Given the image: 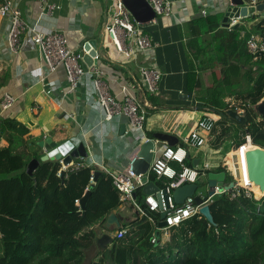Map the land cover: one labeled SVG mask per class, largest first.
I'll list each match as a JSON object with an SVG mask.
<instances>
[{
  "label": "crops",
  "instance_id": "1",
  "mask_svg": "<svg viewBox=\"0 0 264 264\" xmlns=\"http://www.w3.org/2000/svg\"><path fill=\"white\" fill-rule=\"evenodd\" d=\"M13 1L29 26L39 25L44 31H60L68 39L70 49L75 52L84 51L86 55V44L96 42L99 60L95 65L103 73L112 95L120 102L131 97L146 111L143 131L145 137L154 142V156L157 149L164 145L169 146L156 140L154 135L169 134L178 140L173 147L188 149L187 162L192 164L191 167L201 168L210 164L204 180H207L210 173H222L218 171L221 162L217 156L222 148L212 149L211 134L209 142L200 149L190 148L185 140L196 122L209 115L205 108V98L209 88L218 84L213 77V71L219 79L222 70L219 64L220 54L216 52L219 44L212 41L211 35L201 36L199 43H196L193 31L195 26L192 23L212 15H220V29L226 30L223 20L230 7L229 0H180L174 2L173 15L170 17L156 16L152 22L143 25L136 21L157 47L150 55L136 52L131 58L118 50L106 31L116 0H48L59 7L51 17L42 16V0ZM200 9L207 14L203 18L193 19ZM7 25L6 20L0 23V102L5 93L14 96L16 101L10 110L0 113V118L16 120L29 133L23 136L17 129H12L4 135L1 134L0 148L17 146L21 150L27 148L29 153L38 154L42 150L39 143L48 138L58 145L71 141L75 147L84 144L88 157L74 159L68 168L88 166L96 169L94 173L104 172L109 176L121 174L128 167L130 156L136 150L135 136L129 133L128 118L120 115L112 120H105L92 76L82 77L76 90L70 91L65 69L59 67L51 73L41 52L29 38L30 35L23 37L25 45L19 54L11 53L7 47ZM196 45L200 49L206 48L207 52L199 53ZM84 65L89 67L85 61ZM142 67H155L162 73L157 96L150 95L143 86L140 78ZM193 71L200 79L201 86L190 90L188 74ZM46 90H51V94H47ZM228 100L229 98L226 102ZM234 111L239 113L242 109ZM209 117L219 119L214 114ZM122 126L126 128L123 134ZM62 167L64 171L68 169ZM224 173L227 182L228 174L225 171ZM149 174L150 183L156 188L164 185L159 184L163 181L157 178L156 182L151 181L152 174ZM144 188L142 197L136 199L140 208L148 196L144 193ZM114 214L122 218L120 229L129 231L132 227L123 226L147 217L156 228V244L169 239V234L166 236L159 228L161 219L155 221L154 216L159 214L149 216L147 213L143 216L129 201L122 202ZM100 228H95L98 236L105 232V227ZM118 230L115 228L111 234L114 241L115 232ZM162 233L163 237L160 239ZM112 244L109 246L112 247ZM109 246L107 249L111 248Z\"/></svg>",
  "mask_w": 264,
  "mask_h": 264
},
{
  "label": "trees",
  "instance_id": "2",
  "mask_svg": "<svg viewBox=\"0 0 264 264\" xmlns=\"http://www.w3.org/2000/svg\"><path fill=\"white\" fill-rule=\"evenodd\" d=\"M221 19L220 15H212L192 23L196 43L201 36L211 35L212 41L219 44L216 52L222 70L219 79L213 71L218 84L207 90L205 108L209 115L202 118L212 114L219 117L211 133V147L219 150L227 141H233L239 149L250 136L253 145L264 148V121L253 109L264 100V50L253 54L247 45L255 35L264 46V18L232 31H221ZM196 47L199 53L207 52L206 48ZM188 84L190 90L201 86L194 71L188 74ZM227 98L234 99L235 105L226 102ZM231 109L245 111L244 126L227 117ZM0 128L2 135L12 129L23 136L29 133L9 118H0ZM40 158L27 148H0V264H82L85 252L98 238L95 228L104 226L121 207V194L111 176L101 172L95 180L96 169L88 166L68 168L62 176V164L48 161L29 175V163ZM187 165L192 166L190 162ZM226 169L222 163L218 171ZM228 175L227 182L231 183ZM151 181L156 182L154 175ZM142 191H136L138 199ZM88 193L82 210L76 201ZM141 208L146 209L143 204ZM210 209L215 225L197 215L171 228L169 239L157 244L152 241L156 228L143 217L124 225L132 228L115 240L111 249L122 258L119 264H264V199L255 201L241 190L236 198L231 193L216 196ZM154 217L158 222L160 215ZM105 253L107 250L102 251Z\"/></svg>",
  "mask_w": 264,
  "mask_h": 264
},
{
  "label": "built area",
  "instance_id": "3",
  "mask_svg": "<svg viewBox=\"0 0 264 264\" xmlns=\"http://www.w3.org/2000/svg\"><path fill=\"white\" fill-rule=\"evenodd\" d=\"M147 1L156 16L167 18L173 15L174 2L169 0ZM229 1L231 2V0ZM261 4H264V0H244V6L248 10L250 8L257 9ZM58 8V5L51 4L48 0H42V16L51 17ZM203 14L206 15L207 12L203 11ZM255 15H260L264 18L262 13L256 12ZM5 20L8 22L7 47L11 53L19 54L25 45L23 37H29L30 35L29 38H31L34 45L41 52L44 63L51 73L55 72L59 67L65 69L70 91L76 90L82 77L92 76L99 104L105 114V120H112L114 117L120 115L128 118L130 123L129 133L135 136L136 150L130 156L128 167L121 174H111V177L113 178L114 186L121 194V201L132 202L143 216H146L148 211L159 215L166 213L164 219L166 227L161 229L165 232L166 236L171 228L179 227L190 218L201 215L200 210L204 206H210L216 196L231 193L232 198H236L241 190L249 198L253 196L247 182L243 184L241 180L239 181L235 178L231 182L233 183L231 190L227 189L231 183L224 182L223 186L216 185L211 189L213 192L212 196L200 194L203 200L201 205H198L193 197L187 198L182 205H178L174 199V190L183 185L198 184L207 176L210 164L203 165L201 168L188 166V149L181 146L169 147L164 145L162 148L156 150L148 173L136 175L133 172V164L137 160V154L140 152L142 146L150 141V139L145 137L143 131L146 111L141 109L131 97H126L123 102L116 100L109 90L103 73L95 65V62L99 60L98 55L93 58L94 63L92 66L87 67L84 65V51L75 52L70 49L68 39L58 30L44 31L39 25L35 27L29 26L23 20L22 12L13 0H0V23ZM244 20L245 18L242 17L230 18L225 28L228 31H232L236 27L250 25ZM106 31L118 50L128 58L133 57L136 52L150 55L157 47L149 36L144 34L140 25L133 18L122 0H116V6ZM242 36H245L244 32H242ZM247 45L253 54H256L259 50H264V46L258 42L255 35L250 37ZM140 74L143 86L147 92L152 96H157L160 92V82L162 80L160 70L155 67H142ZM46 93L51 94V90H46ZM15 101L14 96L5 93L0 102V113L2 114L10 110L14 106ZM239 113L244 114V111L242 110ZM215 123L216 120L212 117L199 120L185 140L187 146L196 149L204 147L210 140L209 137ZM249 143H252V141L250 136H247V144L240 147L239 150L241 151ZM149 173L154 175L157 180L166 182L155 194L145 197L144 206L146 209H143L137 205V201L133 199L132 194L150 183ZM76 205L81 208L79 200L76 201ZM126 234L127 230L119 229L115 232V239L120 240ZM152 241L153 243L156 242L155 236Z\"/></svg>",
  "mask_w": 264,
  "mask_h": 264
},
{
  "label": "water",
  "instance_id": "4",
  "mask_svg": "<svg viewBox=\"0 0 264 264\" xmlns=\"http://www.w3.org/2000/svg\"><path fill=\"white\" fill-rule=\"evenodd\" d=\"M122 1L139 24L142 25L148 24L155 19L156 14L153 11L152 7L149 5L147 0H122ZM169 1L178 2L180 0H169ZM230 5L231 7H229L226 16L223 20V22L225 23L224 26H227V22H229L230 18L233 17L247 18L250 16H254L256 12L262 13V15H264V4L259 5L257 9L250 8L249 10L244 6V0H231ZM203 15H204L203 10L200 9L193 19L203 18L204 17ZM85 50L88 52V54L85 55L84 61L89 67H91L92 64L94 63L93 58L97 55L96 42L91 41L88 44H86ZM254 110L258 113L259 117L264 121V100L261 101L259 104H257ZM226 115L230 120L237 122L241 126H244L246 124V119L243 113H238L234 110H228ZM125 129H126L125 126L121 127L122 134L125 132ZM154 138L160 142H165L172 147L176 146L178 142L176 137L169 134H160V133L155 134ZM251 144L252 147L250 149L244 150L245 173L250 188L258 191V194L252 192L255 201L260 202L264 199V148L253 145V143ZM39 147L42 149L38 153V156L41 158L40 160L34 159L29 163L27 168V172L29 175H33L34 171L39 167L40 163L42 162L59 161L62 162L65 168H68L72 164L74 159L88 157V151L84 144H80L78 147H75V145L71 141L58 145L54 143L50 138H48L40 142ZM154 147L155 146L153 141H149L142 146L141 151L137 155V160L133 164V172L136 175H145L148 173L154 158V153H153ZM64 174L65 171L63 170L61 175L63 176ZM99 175L100 172L94 173L95 180ZM225 179H226V174L224 172L220 174L210 173L207 177L208 186H209L208 195L209 196L213 195L211 189L214 186L216 185L223 186ZM204 182L205 180L203 179L198 184L183 185L175 189L174 190L175 202L178 205H182L187 198L193 197L195 199V202L198 205H201L203 203L202 202L203 200L200 197V195L196 194V192L199 188V185ZM232 188H233V183H231L227 187L228 190H231ZM157 191L158 188H156L153 183H150L148 186L144 188V193L147 195H151L153 193H156ZM132 196L134 200L137 199L135 192L132 194ZM88 197H89V193L86 194V196L80 201L82 210H85L86 208ZM200 214L211 225H215L210 206L208 205L204 206L200 210ZM165 217H166V213L160 214V219H161L159 223L160 229L166 227V223L164 222ZM104 227H105V232L102 235L98 236L96 240V244L92 245L89 248V250L85 252V260L82 264H92L96 256L98 247L107 249L109 244L113 243L114 240L111 234L115 230V228L120 229L122 227V218L112 213L107 218Z\"/></svg>",
  "mask_w": 264,
  "mask_h": 264
},
{
  "label": "rangeland",
  "instance_id": "5",
  "mask_svg": "<svg viewBox=\"0 0 264 264\" xmlns=\"http://www.w3.org/2000/svg\"><path fill=\"white\" fill-rule=\"evenodd\" d=\"M249 18H251V17H248V18H245V22L246 23H248V24H250V25H252V21L254 20V19H257L258 21L259 20H261V19H263V17H261L260 15H255L254 16V18H251V19H249ZM140 78H141V74H140ZM142 79V78H141ZM229 102H231L232 103V105L234 106L235 105V100L234 99H230L229 98V100H228ZM253 109H255V106L253 107ZM244 114H245V111H244ZM259 119H261V118H259ZM262 120V119H261ZM196 124H197V122H196ZM195 124V125H196ZM195 127V126H194ZM193 127V128H194ZM192 128V129H193ZM191 129V130H192ZM190 133V132H189ZM240 134L242 135V133L240 132ZM238 135H239V133H238ZM234 138H236V137H234ZM252 144H250V146H251ZM248 146V145H247ZM236 147V144H235V142H229V141H227L224 145H223V147H222V149L220 150V152L218 153V157H219V161L221 162V164L222 163H224L225 164V168H227L226 170H225V172L227 173V174H230L231 175V177H232V180H235V178L236 179H238L239 181L241 180L242 181V183L244 184V183H246L247 182V179H246V173H245V175H244V170H243V163H242V156H241V151L239 152V149H236L235 148ZM194 149V148H193ZM237 152H239V153H237ZM231 154H234L233 156H231ZM230 160H231V162H230ZM234 174V175H232V173ZM229 176V175H228ZM245 179H246V181H245ZM251 191L252 192H254V193H256L255 192V190L254 189H252L251 188ZM208 192H209V186H208V181L207 180H205V182L204 183H201L200 185H199V188H198V190H197V192H196V194L197 195H199V194H204V195H206V194H208ZM253 194V193H252ZM99 227H101L100 229H104V226H99ZM99 231H101V230H99ZM109 247H111V246H109ZM102 251H104V250H102V249H97V252H96V256H95V258H94V260H93V262H92V264L94 263V264H113V263H115V264H119L118 262H120V260H122V258H120L119 257V255L116 257V253L115 252H113V250L110 248V249H107V254L105 253V254H102ZM113 252V253H112ZM99 254H101V255H99ZM107 255V256H106ZM114 261V262H113Z\"/></svg>",
  "mask_w": 264,
  "mask_h": 264
},
{
  "label": "bare ground",
  "instance_id": "6",
  "mask_svg": "<svg viewBox=\"0 0 264 264\" xmlns=\"http://www.w3.org/2000/svg\"><path fill=\"white\" fill-rule=\"evenodd\" d=\"M250 144L251 143H249L248 144V146L247 147H245L244 149H242V151H241V156H242V163H243V170H244V175H245V157H244V155H245V151L244 150H247V149H250L252 146H250ZM230 162H231V160H230ZM247 179V178H246ZM246 179H245V181H246ZM245 184V183H244ZM247 184H248V181H247ZM249 185V184H248ZM255 190V189H254ZM255 192H256V194H258V191L257 190H255Z\"/></svg>",
  "mask_w": 264,
  "mask_h": 264
}]
</instances>
